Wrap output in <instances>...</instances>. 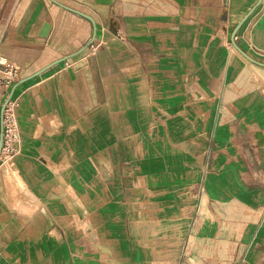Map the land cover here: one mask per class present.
<instances>
[{
    "label": "crops",
    "instance_id": "0c3cea01",
    "mask_svg": "<svg viewBox=\"0 0 264 264\" xmlns=\"http://www.w3.org/2000/svg\"><path fill=\"white\" fill-rule=\"evenodd\" d=\"M257 3L0 0V264H264Z\"/></svg>",
    "mask_w": 264,
    "mask_h": 264
},
{
    "label": "built area",
    "instance_id": "2783aa9c",
    "mask_svg": "<svg viewBox=\"0 0 264 264\" xmlns=\"http://www.w3.org/2000/svg\"><path fill=\"white\" fill-rule=\"evenodd\" d=\"M0 66V83L6 87H10L19 80V67L6 59H1ZM0 103L2 99L0 97ZM17 104L9 101L2 112V130L0 139H2V151L0 155V163L2 166L13 168L15 166V158L19 153L18 143L20 141V127L17 120ZM1 166V167H2Z\"/></svg>",
    "mask_w": 264,
    "mask_h": 264
},
{
    "label": "water",
    "instance_id": "95a60500",
    "mask_svg": "<svg viewBox=\"0 0 264 264\" xmlns=\"http://www.w3.org/2000/svg\"><path fill=\"white\" fill-rule=\"evenodd\" d=\"M261 2H262V0H258V3H257V5L246 15V17L236 26V28L234 29V31H233V35H232V41H233V45H234V47L244 56V57H246L248 60H250V61H252V62H254V63H257V64H261V63H258L257 61H255L254 59H252L251 57H249L245 52H243L239 47H238V45L236 44V37H237V34H238V32L240 31V29L242 28V26L244 25V23L248 20V18L250 17V15L260 6V4H261ZM86 16V15H85ZM90 21H92L93 23H94V21H93V19L91 18V17H88V16H86ZM48 30H49V26L48 25H45L44 26V32L43 33H41V37H47V35H48ZM93 45V41L84 49V50H87L90 46H92ZM69 59V57H67V58H63V59H61V60H59V61H57V62H60V61H66V60H68ZM56 62V63H57ZM262 65V64H261ZM40 74V72H38V73H36V74H34V75H32V76H30V77H28V78H26V79H23L21 82H24V81H26V80H28V79H32V78H34V77H36V76H38ZM11 99H9V101H10ZM8 101V102H9ZM7 102V103H8ZM6 103V104H7ZM5 104V105H6ZM5 105H4V107H5ZM4 107H3V110H4ZM3 110H2V112H3ZM1 151H2V139H0V155H1Z\"/></svg>",
    "mask_w": 264,
    "mask_h": 264
}]
</instances>
